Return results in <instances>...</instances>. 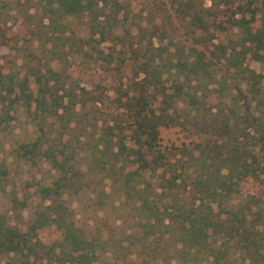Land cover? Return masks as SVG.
Returning a JSON list of instances; mask_svg holds the SVG:
<instances>
[{
    "label": "rangeland",
    "instance_id": "374dc122",
    "mask_svg": "<svg viewBox=\"0 0 264 264\" xmlns=\"http://www.w3.org/2000/svg\"><path fill=\"white\" fill-rule=\"evenodd\" d=\"M46 1L0 0L2 88L8 86L10 78L17 82L22 77H26L31 88L33 74L47 79L46 70L51 68L59 72L58 87L73 92L82 88L100 96L106 103L103 113L115 115L121 111L115 107L114 96L127 89L129 80L141 78L135 74L147 64L152 82L168 88L174 102L169 111L174 123L158 130L159 146L170 156V163L180 160L187 168L188 177L210 176L213 174V168L207 166L210 159L222 166L221 157L209 150L216 143L228 144L229 151L226 149L222 154L235 153V158L249 165L250 177L239 183L236 193L222 194L216 204L209 205L220 221L223 217L228 220L225 228L218 227L208 242L225 252L222 257L218 255L219 264H262L252 246H248V237L255 232L251 228H256V236L261 237L260 248L263 247L260 255L264 256V141L252 120V116L257 117L259 126H264V62L252 59L246 44L244 48L240 46L238 30L223 24V16L231 9L221 5L212 7L208 1L201 6L198 2L201 8L209 10L201 12L208 23L204 33L190 21L181 0H117L119 9L114 11L107 5L104 17L96 21L91 20L93 14L55 16L57 24L53 26L47 25V13L43 9ZM232 1L233 6L238 3V0ZM252 3L257 8L255 16L264 15L262 0H252ZM217 22L220 26L215 25ZM103 27L109 28L112 37L96 43L98 35L93 36L91 32ZM199 54L204 71L197 69V79H193L191 66ZM61 93L58 91L57 95ZM192 100L196 102L193 107ZM33 109L32 104L21 98L11 104L7 101L0 104V219L4 225L23 234L27 232L36 213L48 203L40 189L50 186L56 176V171L40 155L38 146L40 150L48 146L57 150L65 145L64 153L71 158L69 162L85 172V176L73 185L74 189L63 193V199L74 226L95 241L97 263L162 264L160 261L175 260L179 264L178 256L171 257L173 240L160 233L164 230L158 232L142 226V214L134 206L138 195L131 191L125 197L120 182L113 180L112 174L120 162L117 161L111 175L105 169L112 165V158L105 169L92 170L83 133L63 129V120L48 117L43 120L44 114H34ZM220 122L228 124L227 132L218 131ZM225 174L226 170L221 169L217 176ZM143 179L156 186L157 193H160V184L165 186L158 173L146 174ZM137 182L142 183V179ZM186 191L181 187L166 189L160 204L168 207L167 204L178 203L188 208L191 199ZM240 216L244 217L247 231L242 236L235 232V220ZM228 230L225 237L224 231ZM54 236L49 230L41 229L31 238H41V243L48 244L55 240ZM39 255L32 254L29 262L49 264L43 256L39 262ZM21 259L18 254L0 253V264H17ZM209 262L202 253L189 264Z\"/></svg>",
    "mask_w": 264,
    "mask_h": 264
},
{
    "label": "trees",
    "instance_id": "16d2710c",
    "mask_svg": "<svg viewBox=\"0 0 264 264\" xmlns=\"http://www.w3.org/2000/svg\"><path fill=\"white\" fill-rule=\"evenodd\" d=\"M181 1H183V5L179 4L186 10L190 21L204 33L207 32L208 23L203 20L201 12L208 13L209 10L201 8L202 2L208 1L212 7L221 5L231 9L227 16H223V18L225 17L223 24L235 27L241 36L240 46L244 48L246 44L251 58L264 62V15L255 16L257 8L252 6V0H238L235 6H233L232 0ZM198 2H201V6ZM262 2L264 6V0ZM107 5L114 11L120 7L117 0H48L43 3V9L47 13L45 16L47 25L53 26L57 24L54 20L55 16L93 14L91 20L96 21L97 18L104 15L103 10ZM197 7H199L200 13H198ZM104 23L106 24V21ZM217 24L220 26V22L215 25ZM108 29V27H103L104 32L103 30L91 32L93 36L98 35L96 43L101 44L112 37ZM239 53L241 51L237 52V54ZM200 57H202L201 54L191 66L193 79H197V69L201 72L204 71ZM141 67L143 69L135 74L136 76L141 75V78L129 80L127 89L118 96L116 93L114 100L112 99L116 104V109L121 111L115 115L103 113L102 107L106 103L100 96L90 94L82 88H79L78 92H73L63 90V86L58 87L59 72H54L51 68L46 70L49 75L47 79L40 78V74H33L31 88H28L26 77H22L17 82L10 78L5 89L2 88L0 82V104L2 105L6 101L11 104L21 98L28 105H33L34 114L38 113L39 116L44 114L41 119L44 120L48 117L63 120V129L82 132L84 135L83 144L90 150L89 165L91 169H105V164L112 158L114 159L113 162L110 161L112 165H107L105 169L111 175V170L117 161L120 162V166L112 174L116 179L113 180L120 182L125 197L129 196L131 191L136 196L138 195L134 206L138 207L142 214V226L158 232L164 230L160 233L173 240L171 257L176 255L180 258L179 264H189L204 253L210 259L209 264H219L218 255L222 257L225 252L213 248L208 239L215 235L218 227L225 228L228 219L223 217L220 221L209 205L216 204L222 194L226 196L237 191L239 183L250 177L247 168L249 165L244 160L235 158V153H230V156L222 154L226 149L229 151L228 144L219 145L216 143H212L209 150L210 152L213 150L212 152H216L217 157H221L222 166L216 165L215 159H210L207 166L213 168L212 176L188 177L186 176L187 168L185 169V165L180 160L176 159V162L170 163V156L159 146L158 130L174 123L169 113L171 104L174 102L168 88L161 84L155 85L152 82L151 70L148 71V65L143 64ZM247 73L251 74L252 72L247 71ZM50 82L51 84H49ZM58 91H62L59 96L57 95ZM107 100L110 102L111 98ZM190 104L193 107L196 104L195 100L190 101ZM257 119L259 118L252 116V120L255 121L254 125L257 126L256 131H259L261 139L264 141V126H259L256 121L260 119ZM217 128H219L218 131L227 132L228 124L220 122ZM38 131H41L40 125H38ZM41 136L43 137V133ZM87 137L91 139L90 142L87 141ZM38 140L39 138L36 139V142ZM40 149L41 147L38 146L40 155L56 171L55 179L50 186L40 189V194L44 199H48V203L36 213L25 234L14 227L4 225L0 219V253L21 255L23 259L19 260L17 264H32L33 262H29V257L36 252L40 253L39 262L42 261L41 257L43 256L49 264H99L97 263L98 257L94 255L95 241L86 238L81 230L74 226L71 212L63 199V193L66 190L74 189L73 185L82 181L85 172L80 171L69 162L71 158H68L64 153L65 145H61L57 150H53L51 146L44 150ZM190 157L192 158V156ZM250 157L253 159V156L250 155ZM78 159L82 160V158ZM227 162L228 165H226ZM221 169H225L226 174L220 177L217 175ZM156 173H158L160 181L165 184V186L159 185L160 193H157L156 186L153 187L151 182L143 179L146 174L155 175ZM165 174H167L166 178ZM233 178L237 181H233ZM73 179L75 180L73 181ZM139 179H142V183L137 182ZM177 182L181 185L176 184ZM213 182L216 185H212ZM139 184L142 185L141 188H139ZM180 187L183 191L187 190L188 197L191 199L188 208L184 205L178 206V203L167 204L168 207L165 204H160L163 201L162 194L166 189L168 191L171 188L178 190ZM158 196L160 197L157 199ZM235 221V232L239 236L247 233L243 222L244 217L240 216ZM229 228L232 229V226ZM41 229L56 234V237H53L55 240L43 244L39 241L42 240L41 238H38L39 240L31 238V235ZM251 229L255 232H252V235L248 237V246H252L254 253L264 264V256L260 255V251L263 249V247L260 248L261 237L256 236V228L252 227ZM228 232L229 230L224 231L225 237H228ZM160 262L162 264H178L175 260H172V263L171 260ZM252 263L254 264V262Z\"/></svg>",
    "mask_w": 264,
    "mask_h": 264
}]
</instances>
